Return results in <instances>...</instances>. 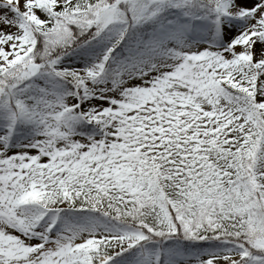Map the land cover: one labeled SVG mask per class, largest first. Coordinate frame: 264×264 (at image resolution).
Wrapping results in <instances>:
<instances>
[{"label": "snow or ice", "instance_id": "6c2138e0", "mask_svg": "<svg viewBox=\"0 0 264 264\" xmlns=\"http://www.w3.org/2000/svg\"><path fill=\"white\" fill-rule=\"evenodd\" d=\"M0 264H264V0H0Z\"/></svg>", "mask_w": 264, "mask_h": 264}]
</instances>
